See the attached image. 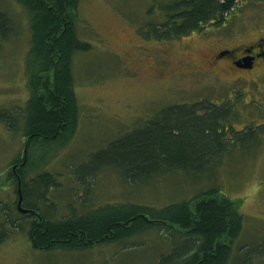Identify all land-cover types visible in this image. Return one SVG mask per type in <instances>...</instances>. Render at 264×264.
<instances>
[{
  "label": "rangeland",
  "instance_id": "obj_1",
  "mask_svg": "<svg viewBox=\"0 0 264 264\" xmlns=\"http://www.w3.org/2000/svg\"><path fill=\"white\" fill-rule=\"evenodd\" d=\"M173 1H77L76 36L90 48L72 57L79 104L75 130L65 142L40 143L38 153L32 156V167L23 170L25 187L31 191V181L45 173L55 178V185L47 193L49 201L39 205L50 223L71 213L80 217L101 210L120 217L124 212H135L138 205L148 208L150 217L162 219L164 207L212 188L241 201L244 223L236 248L257 241L259 245L253 248L259 249L264 247V73L257 74L252 83L254 72L228 65L209 69L200 55L216 45L231 47L263 36L264 0H237L221 23H205V31L200 28L198 33L181 38H157L166 32L155 25L170 20L166 6ZM0 12L11 24L5 38L0 36L1 174L19 162L25 148V121L20 111L26 115L28 67L39 62L29 52V12L16 0H0ZM197 102L218 108L228 103L226 130L240 131L251 125L256 134L250 146L228 145V152L220 154L216 164L202 174L180 170L131 180L117 164H106L93 179L85 181L86 186L78 178L82 167L91 172L103 165L94 154L142 129L147 121L155 120L161 109ZM15 199L13 184L0 186V209L9 213L3 209L7 206L12 218L18 216ZM4 218L0 215L1 228ZM31 221L27 217L19 219L20 227L8 228L10 235L0 244V264H158L173 250L184 251L178 231L157 225L88 250H37L30 246L27 234Z\"/></svg>",
  "mask_w": 264,
  "mask_h": 264
},
{
  "label": "trees",
  "instance_id": "obj_2",
  "mask_svg": "<svg viewBox=\"0 0 264 264\" xmlns=\"http://www.w3.org/2000/svg\"><path fill=\"white\" fill-rule=\"evenodd\" d=\"M16 1L30 14L29 52L39 62V65L28 67L26 115L20 111V118L25 121V136H30L29 145L34 142L25 168L30 169L32 156L38 153L40 143L65 142L73 136L79 104L74 92L72 57L90 47L76 36L74 15L78 0ZM236 5L237 0H174L171 5H165L170 20L168 18L166 22L155 25L156 29L164 28L166 32L157 38H181L197 32L205 23H219ZM10 25L7 16L0 12L2 39L9 33ZM229 108L228 103L219 108L206 102L183 104V107L168 105L159 111L155 120L147 121L133 135L111 145L106 151L94 154V157L98 155L103 165L91 172L82 167L78 178L86 186L85 181L93 179L106 164H117L124 176L131 180L154 178L180 170L188 174H202L216 164L220 154L228 152V145L249 147L254 139L256 131L251 125L240 131L226 130ZM4 123L11 128L6 120ZM225 133H229L228 136H224ZM16 171L21 182L23 180V206L37 211L41 221L31 214L22 215L16 209L15 199L17 218H12L7 206L3 209H8L10 214L0 209V215L6 217L0 227V244L8 239V228L17 226L19 219L26 217L32 218L27 231L30 246L43 251L88 250L127 239L136 234L135 230L157 225L178 231L184 246L183 252L173 250L169 255L162 256L158 264H264V247L253 248L259 245L257 241H253L252 246L245 243L243 247L235 246V242L240 240L244 223L240 199H230L215 189L209 188L195 193L190 200L164 207L162 219L150 217L148 208L135 205L138 208L135 212H124L120 217L112 211L101 210L93 215L81 214L80 217L71 213L62 220L50 223L40 212L39 205L49 201L47 193L55 185V178L48 173L39 175L31 181L33 189L29 191L25 187L23 170ZM4 173L8 174L7 181L11 177L7 167L0 174V186L6 185ZM12 184L16 197L15 179ZM242 255L244 257L239 258Z\"/></svg>",
  "mask_w": 264,
  "mask_h": 264
},
{
  "label": "flooded vegetation",
  "instance_id": "obj_3",
  "mask_svg": "<svg viewBox=\"0 0 264 264\" xmlns=\"http://www.w3.org/2000/svg\"><path fill=\"white\" fill-rule=\"evenodd\" d=\"M211 23H214V22H211ZM211 25L212 24H210V26ZM205 28H207L206 25L204 26V31L206 30ZM262 35L263 36L258 35L256 38L248 42L244 41V42L235 44L231 47H219L216 45L213 47V49H209L206 53L200 55L202 62L209 69L216 68L215 67L216 65H228L229 67H232L234 69H240V70L247 71V72H254V77L251 79V82L253 83L259 76V75L257 76V74L264 73V34ZM238 65H246L248 67L240 68ZM29 137L30 136H27V135L26 137L24 136L25 139L23 141L24 145H27V148H28L25 158L21 154L19 162L18 163L16 162L9 166L11 177H9L8 181L6 180V178H8V174L5 173L4 179L6 180L5 181L6 184L8 183L12 184L13 179H15V181L17 182L16 175L19 178L20 176L18 175L16 169L24 170L28 165V162L31 158L30 147L34 144V142H32V144L30 142V145H29ZM40 140L41 139H38V141ZM23 161H24V164L22 165V167H19V165ZM12 166H15L14 172L11 170ZM20 182H21V178H20ZM22 183H23V180L21 182V192H22ZM26 209H30V208H26ZM30 210H33V209H30ZM22 215H25V214H22ZM31 215H33V217L36 216L34 214H31Z\"/></svg>",
  "mask_w": 264,
  "mask_h": 264
},
{
  "label": "water",
  "instance_id": "obj_4",
  "mask_svg": "<svg viewBox=\"0 0 264 264\" xmlns=\"http://www.w3.org/2000/svg\"><path fill=\"white\" fill-rule=\"evenodd\" d=\"M240 68H245L248 67L246 65H238ZM27 151V145H25V148H23V156L25 158V154ZM24 164V161L19 165V167H22V165ZM14 168L15 166L11 167V170L14 172ZM17 178V185H16V192H17V202H16V209L22 213V214H34L37 216L38 220L41 221V217L37 214L36 211L34 210H30V209H26L24 207H22V202H23V195L21 192V182H20V178L16 175ZM148 221H150L148 218H146Z\"/></svg>",
  "mask_w": 264,
  "mask_h": 264
}]
</instances>
